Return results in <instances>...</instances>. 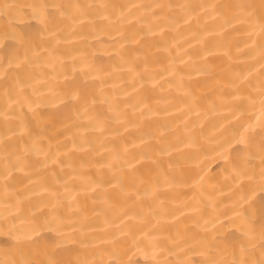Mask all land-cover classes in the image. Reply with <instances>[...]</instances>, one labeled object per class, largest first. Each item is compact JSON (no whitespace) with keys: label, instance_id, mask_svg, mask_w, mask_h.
<instances>
[{"label":"bare ground","instance_id":"bare-ground-1","mask_svg":"<svg viewBox=\"0 0 264 264\" xmlns=\"http://www.w3.org/2000/svg\"><path fill=\"white\" fill-rule=\"evenodd\" d=\"M0 264H264V0H0Z\"/></svg>","mask_w":264,"mask_h":264}]
</instances>
